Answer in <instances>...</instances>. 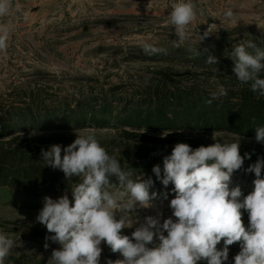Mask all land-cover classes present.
<instances>
[{
    "label": "rangeland",
    "instance_id": "1",
    "mask_svg": "<svg viewBox=\"0 0 264 264\" xmlns=\"http://www.w3.org/2000/svg\"><path fill=\"white\" fill-rule=\"evenodd\" d=\"M175 2L12 0L10 13L0 17V24L10 28L8 48L0 52V119H7L9 110L27 107L54 112L43 128L23 121L20 129L0 135V153L14 154L12 160L0 154V231L16 242L4 264H47L52 250L59 248L50 241L44 248L45 236L50 234L36 217L45 196L56 199L67 194L71 200L72 193L63 172L46 166L41 149L53 144L67 146L76 134L93 135L124 170L151 177L154 186L150 191L168 193L167 200L161 195L154 202L155 209L139 213L141 221L157 211H162L163 218L172 215L168 205L175 195L174 186L165 188L152 168L156 164L162 168L163 157L178 142L192 148L214 143L213 136L222 144L240 142L241 155L247 152L251 158H245L243 168L234 173L230 187L238 185L245 196L254 190L255 174L243 169L264 157V144L257 143L255 136L200 127L135 128L113 121L123 107L142 104L145 108L150 103L159 108L165 99L175 103L173 96H185L183 93L194 100L202 95L212 98L211 93L220 86L227 90L221 97L230 96L236 102L241 90L250 89L236 78L232 53L235 46L250 40L264 48V0H194L198 16L179 46L169 21ZM228 8L235 14L231 20L223 16ZM207 30L211 35L201 40ZM146 42L161 51L147 54L143 49ZM209 56L219 63L206 64ZM252 93L264 107V97ZM85 104L100 111L103 107L106 121L68 127L59 124L58 111L75 109L79 113ZM15 121L12 115L9 123ZM71 182L78 183L79 178L73 177ZM242 213L247 227L248 214ZM132 230L123 229L122 234L130 235ZM101 247L100 264L123 258L106 244ZM239 251V243L229 246L226 264H234Z\"/></svg>",
    "mask_w": 264,
    "mask_h": 264
},
{
    "label": "clouds",
    "instance_id": "2",
    "mask_svg": "<svg viewBox=\"0 0 264 264\" xmlns=\"http://www.w3.org/2000/svg\"><path fill=\"white\" fill-rule=\"evenodd\" d=\"M11 9L12 0H0V17L7 16ZM234 15L232 8L223 12L225 20ZM197 16L194 0H176L171 5L169 21L178 38L174 41L177 46L188 37ZM9 34V26L0 24V52L7 50ZM209 35L205 31L201 40ZM143 49L149 55L161 51L147 42ZM232 56L238 81L264 97V48L250 40L235 46ZM205 63L217 65L219 61L209 56ZM226 94L220 86L211 97L218 99ZM255 132V141L264 144V126H258ZM213 140L208 146L196 148L178 142L171 154L163 157L162 168L160 164L153 166L152 172L165 188L174 186L175 195L168 205L172 215L163 218L162 211H157L142 221L139 213L155 209L154 202L161 195L167 200L168 193L150 191L154 186L151 177L145 179L124 170L93 135L76 134L67 146L53 144L41 149L46 166L63 172L72 193L71 200L67 194L56 199L45 196L36 217L50 234L45 236L44 248L49 247V241L59 245L47 264H100L102 243L123 257L109 259L106 264H226L229 246L234 243L240 246L234 264H264V157L243 169L255 174L254 190L245 196L238 185L230 184L251 154L241 155L240 142L222 144L214 136ZM73 177L79 182L72 183ZM242 210L248 214L247 227ZM123 229L134 230L125 235ZM15 246L16 242L0 231V264Z\"/></svg>",
    "mask_w": 264,
    "mask_h": 264
},
{
    "label": "trees",
    "instance_id": "3",
    "mask_svg": "<svg viewBox=\"0 0 264 264\" xmlns=\"http://www.w3.org/2000/svg\"><path fill=\"white\" fill-rule=\"evenodd\" d=\"M228 65V64H227ZM228 67V66H227ZM226 70L231 71V69ZM173 96L175 103L165 99L159 108H152L150 103L143 108L140 105L123 107L114 116L113 121L128 127H165L181 126L188 128L223 129L236 134L251 136L256 135L255 129L264 126V111L260 100L256 99L250 89H244L237 94L236 102L229 100L230 96L218 99L209 98L202 95L196 100L187 97L186 94ZM212 99L211 103L207 101ZM256 99L255 105L251 102ZM225 100V101H224ZM254 102V101H253ZM145 103V102H144ZM24 108L23 110H9L7 119H0V135L7 130L20 129L22 122L26 121L35 125L36 128H43L54 112L50 110H38L37 107ZM96 110L93 105L85 104L82 109L75 113V109H66L57 116L58 122L62 126L79 125L91 121L103 123L106 121L105 111ZM168 111V112H167ZM167 114H169L167 116ZM14 115L16 121L9 123L10 117ZM184 125V126H182ZM20 126V127H19ZM4 151V150H3ZM2 156L12 160L14 154L6 156L7 152H2Z\"/></svg>",
    "mask_w": 264,
    "mask_h": 264
}]
</instances>
